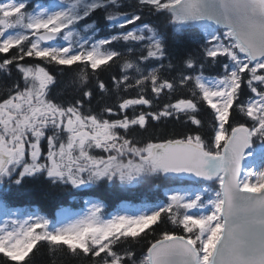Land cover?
Wrapping results in <instances>:
<instances>
[{"label":"snow or ice","instance_id":"6c2138e0","mask_svg":"<svg viewBox=\"0 0 264 264\" xmlns=\"http://www.w3.org/2000/svg\"><path fill=\"white\" fill-rule=\"evenodd\" d=\"M155 181L164 200L113 214L15 206L25 185L56 199ZM41 248L264 264V0H0V264Z\"/></svg>","mask_w":264,"mask_h":264},{"label":"trees","instance_id":"16d2710c","mask_svg":"<svg viewBox=\"0 0 264 264\" xmlns=\"http://www.w3.org/2000/svg\"><path fill=\"white\" fill-rule=\"evenodd\" d=\"M104 33L102 32L101 35ZM62 79L67 82L68 77ZM71 91V88L68 89ZM168 185L163 182H146L131 188L128 191L114 189L111 185L102 187L90 194L88 197H82L77 193L74 197L67 194L51 199L44 195V188L40 185H25L20 195L16 198V207L37 210L41 215H47L51 218L61 207H71L72 209L83 208V200L89 197L97 198L105 204L106 213L115 210L122 203L147 204L154 206L156 203L165 199V192ZM169 230H173L169 225ZM179 231V229H174ZM35 264H84L79 258L72 257L65 251L49 253L47 248H41L34 258Z\"/></svg>","mask_w":264,"mask_h":264},{"label":"rangeland","instance_id":"374dc122","mask_svg":"<svg viewBox=\"0 0 264 264\" xmlns=\"http://www.w3.org/2000/svg\"><path fill=\"white\" fill-rule=\"evenodd\" d=\"M92 199H94V198H92ZM124 204H129V203H124ZM123 205V204H122ZM145 206V204H141V205H137V207H144ZM120 208H121V206H120ZM120 208H118V209H116L115 211H113L112 213H110V214H113V213H115L117 210H119ZM73 211H80V210H73Z\"/></svg>","mask_w":264,"mask_h":264}]
</instances>
